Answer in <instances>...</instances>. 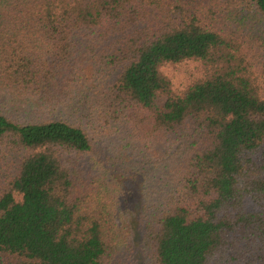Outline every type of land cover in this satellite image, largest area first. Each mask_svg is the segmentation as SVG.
<instances>
[{
	"label": "trees",
	"instance_id": "obj_1",
	"mask_svg": "<svg viewBox=\"0 0 264 264\" xmlns=\"http://www.w3.org/2000/svg\"><path fill=\"white\" fill-rule=\"evenodd\" d=\"M222 1L0 0V254L112 264L136 202L155 264H264V0ZM221 5L260 29L216 27ZM100 141L132 157L125 203L84 171Z\"/></svg>",
	"mask_w": 264,
	"mask_h": 264
},
{
	"label": "rangeland",
	"instance_id": "obj_2",
	"mask_svg": "<svg viewBox=\"0 0 264 264\" xmlns=\"http://www.w3.org/2000/svg\"><path fill=\"white\" fill-rule=\"evenodd\" d=\"M195 6H199L200 8L204 7H212V1L213 0H193ZM218 3H223L222 0H217ZM194 7V6H193ZM230 10L226 9L224 5H221L220 8H217V10L212 14L213 19V25L216 27H222L225 30H234L239 31L243 34L247 33L251 30L250 33L257 32L259 27L254 23L251 22L249 19H247L249 22H245V24L239 28H237L238 21L240 19V16L244 15H237L234 16V13H228ZM261 27L264 28V22H261ZM260 31V30H259ZM261 32V31H260ZM259 52V50H258ZM259 55L260 59L264 60V55L262 52ZM163 72L165 75L171 79L172 81V87L175 90H181L186 85V74L184 73L183 67L179 68H172L170 66L165 67L163 69ZM88 76V75H87ZM5 112L4 110H1ZM6 113V112H5ZM7 114V113H6ZM7 116V115H6ZM11 119L21 121L23 116H20V114L15 117L14 115H8ZM116 128L111 127L110 131H115ZM107 131V128L104 129V134L107 135V138L109 140L115 139L116 137L118 139H121L122 144L127 142V136L125 129L117 130L114 133ZM116 136V137H115ZM140 143V145H142ZM133 146H138V142L132 141L130 142L129 148H132ZM107 146L103 144L101 141L99 144L96 145L94 149V154H91L90 160L88 163L84 161V171L86 169H92L91 166L94 167V173H96V185L99 187V185H103L106 189L105 193L108 195L110 194V198L116 197L118 201L124 202L125 200H130V196L133 195L135 190L137 191V185L135 184V180L131 178V173L128 171L127 167H124V162H129L132 158L131 156L125 157L123 160L121 157L120 160H112V161H118L116 164H112L111 161L107 160L108 157L110 158L112 156V153H109ZM111 149V148H110ZM143 155L141 154V157ZM95 157L93 160L91 158ZM111 163V164H109ZM15 160H10L9 158L1 157L0 156V193L7 188L8 183L12 180L15 171ZM116 167H120L121 170H118ZM86 168V169H85ZM91 177V175H89ZM98 182V183H97ZM132 206L134 207V212L132 213V216L130 217L131 224L128 223L125 224V228L123 229L124 234H128L125 237H123V244L121 247V250H117L116 254L113 258L112 264H155L153 259V243L149 236V234L145 235L144 232L141 233L142 228L140 226H137V216L136 214L140 211V207L136 202H133ZM245 203V209L253 211L255 210L254 206L248 202L247 200ZM122 205V204H121ZM127 211L123 212V216H126ZM135 227V228H134ZM17 258L14 256H8V255H2L0 254V264H14L17 262Z\"/></svg>",
	"mask_w": 264,
	"mask_h": 264
}]
</instances>
